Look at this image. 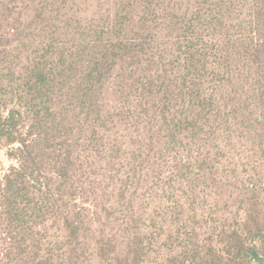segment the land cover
<instances>
[{"label":"rangeland","instance_id":"rangeland-1","mask_svg":"<svg viewBox=\"0 0 264 264\" xmlns=\"http://www.w3.org/2000/svg\"><path fill=\"white\" fill-rule=\"evenodd\" d=\"M13 167L44 186L5 197ZM254 244L264 0H0V264H254Z\"/></svg>","mask_w":264,"mask_h":264},{"label":"trees","instance_id":"trees-1","mask_svg":"<svg viewBox=\"0 0 264 264\" xmlns=\"http://www.w3.org/2000/svg\"><path fill=\"white\" fill-rule=\"evenodd\" d=\"M20 143L27 147L25 141L21 140ZM19 159L21 160V163L24 161V158ZM3 179V190L9 192L5 197H7L9 194H14L15 188L21 185L24 186L25 184H29L30 186L34 187V184L38 183V185L44 186V184L41 183V177L39 175L34 174V172L31 171H25L23 169L14 167L4 174ZM246 252L248 257L253 259L254 264H264V244L262 246L261 244L249 246Z\"/></svg>","mask_w":264,"mask_h":264}]
</instances>
